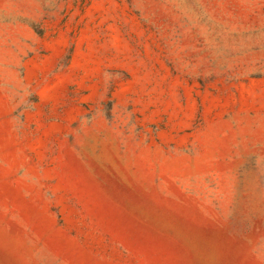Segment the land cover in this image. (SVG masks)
<instances>
[{"label": "rangeland", "instance_id": "374dc122", "mask_svg": "<svg viewBox=\"0 0 264 264\" xmlns=\"http://www.w3.org/2000/svg\"><path fill=\"white\" fill-rule=\"evenodd\" d=\"M0 264H264V0H0Z\"/></svg>", "mask_w": 264, "mask_h": 264}]
</instances>
